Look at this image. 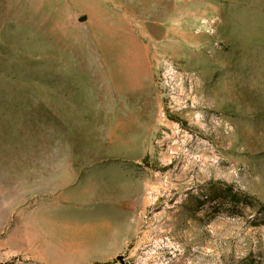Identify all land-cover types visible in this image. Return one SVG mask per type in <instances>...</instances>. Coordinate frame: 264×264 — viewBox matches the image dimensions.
Returning a JSON list of instances; mask_svg holds the SVG:
<instances>
[{"label": "rangeland", "instance_id": "obj_1", "mask_svg": "<svg viewBox=\"0 0 264 264\" xmlns=\"http://www.w3.org/2000/svg\"><path fill=\"white\" fill-rule=\"evenodd\" d=\"M0 264H264V0H0Z\"/></svg>", "mask_w": 264, "mask_h": 264}, {"label": "trees", "instance_id": "obj_2", "mask_svg": "<svg viewBox=\"0 0 264 264\" xmlns=\"http://www.w3.org/2000/svg\"><path fill=\"white\" fill-rule=\"evenodd\" d=\"M232 198H233V200H237V196H233Z\"/></svg>", "mask_w": 264, "mask_h": 264}]
</instances>
